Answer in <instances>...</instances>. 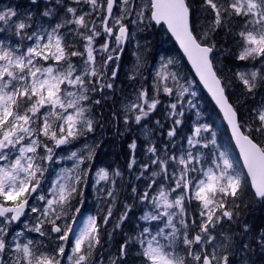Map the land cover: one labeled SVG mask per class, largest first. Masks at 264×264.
<instances>
[{
	"label": "snow or ice",
	"instance_id": "snow-or-ice-1",
	"mask_svg": "<svg viewBox=\"0 0 264 264\" xmlns=\"http://www.w3.org/2000/svg\"><path fill=\"white\" fill-rule=\"evenodd\" d=\"M29 3L0 9V264H264V221L249 218L264 207V0ZM152 22L179 42L242 164L221 150L173 59H161L148 87L111 98L133 29ZM224 44L231 69L218 67ZM105 103L107 113L96 110ZM121 122L143 136L141 157L134 138L125 169L99 168L90 182L99 142L87 139ZM137 207L147 225L105 254Z\"/></svg>",
	"mask_w": 264,
	"mask_h": 264
},
{
	"label": "rangeland",
	"instance_id": "rangeland-1",
	"mask_svg": "<svg viewBox=\"0 0 264 264\" xmlns=\"http://www.w3.org/2000/svg\"><path fill=\"white\" fill-rule=\"evenodd\" d=\"M4 7H15L19 10L28 9L32 6L30 5L29 0H0V9H3ZM133 32V38L124 46V51L123 53H121L120 60L118 61L120 67L118 70V79L116 81L115 87L116 96L111 97L112 90H109V92L106 94L109 95L112 99H115L116 97L122 95V89L125 91V93H131L133 89L140 87L141 83L144 84L145 87H148L152 83L155 72L159 69L161 59H173L176 64L175 67L172 68V70L178 71L181 76H184L189 81L193 82V88L198 94V108L201 113V117L203 118V122L212 124L215 128L217 132V142L221 145V150L228 151L234 160H237L240 164H242L235 144L234 142H232V139V144L231 146H229L222 135V125L224 124L226 126V124L224 120L222 121L220 119V116L218 115L219 111L217 113V111L214 109V103L210 98L208 99L207 95L202 90L201 85L196 81L191 67L187 63L181 51L178 49L176 43L174 42L172 36H170V34L168 33L165 26L162 24L158 26L155 22H152L146 29H133ZM0 38H2V34H0ZM227 47L228 46L224 44L220 51L217 52V56L219 57L220 61L218 67H223L224 65H226L227 69H231L234 67V65L231 60L232 58L228 56V54L224 51V48ZM133 75L137 76L138 82L134 83L132 80H129V77ZM167 102L168 101L166 100L165 103ZM109 107L110 105L108 103H105L104 108H97L96 110L99 112L107 113ZM111 107L114 111L116 108L120 107V105L116 104ZM162 112L163 110H158V112L152 117V119H162ZM197 119L198 118L195 114V111L186 113V124H190V122ZM165 127H167V124H165ZM117 128H119V131L121 133H124L122 122L119 125L115 126L106 124L103 131L98 129L96 134H92L87 139L86 142L89 144L99 142V147L96 149V158L92 162L93 171L89 175L90 182L95 179L94 173L97 169L117 168L116 165L111 166V164L115 161V152L121 149V143L127 146L129 143H131L132 139H137V157L138 159L141 157V144L144 138L138 131H135L136 126L133 125V133H124L123 135L117 134ZM82 146V143H77L74 146L73 150H75L76 148H81ZM61 154L67 155V152H62ZM72 163V161L62 162L57 166V170L63 167H71ZM122 164L125 167V160L122 161ZM101 184H103V182H101ZM94 191V188L91 186L86 191L87 213H93L88 212L89 208L96 210V201L93 195ZM122 199H124V197H122ZM128 202L130 203L131 201L129 200ZM145 210L146 209H144L143 207H137L134 209L135 218L132 221V226L147 225L148 222L139 220V217L144 214ZM249 218L254 223H261V221H264V207H262L261 205H255ZM124 228L125 224L122 225L120 229L124 230ZM109 231H111V227H109ZM116 233L117 230L115 233H113L110 244L105 247V254L112 250L117 241L122 240L123 237L118 239Z\"/></svg>",
	"mask_w": 264,
	"mask_h": 264
},
{
	"label": "trees",
	"instance_id": "trees-1",
	"mask_svg": "<svg viewBox=\"0 0 264 264\" xmlns=\"http://www.w3.org/2000/svg\"><path fill=\"white\" fill-rule=\"evenodd\" d=\"M226 45L228 46V44H226ZM220 119L222 120L221 116H220ZM185 130H187V128H185ZM222 135H223L225 141L227 142V144L229 146H231V144H232L231 143V138H230L231 136H230L228 128L224 124L222 125ZM120 147H121V149H119V150H117L115 152V157L116 158H115V161L111 164V166H115L116 165L117 168H120L123 171L125 169V167L123 166L122 161L125 160V162H127V160H128V151L129 150H128L127 146L124 145L123 143L120 144ZM125 179L127 180V174L125 176ZM134 218H135V211L133 210V213L130 214V219L125 222L124 230L117 229L116 235H117L118 239L122 238L124 234L129 233L131 231V229L133 228L132 221L134 220Z\"/></svg>",
	"mask_w": 264,
	"mask_h": 264
},
{
	"label": "water",
	"instance_id": "water-1",
	"mask_svg": "<svg viewBox=\"0 0 264 264\" xmlns=\"http://www.w3.org/2000/svg\"><path fill=\"white\" fill-rule=\"evenodd\" d=\"M157 25H160V24H157ZM166 25V24H165ZM166 27H167V25H166ZM170 32V31H169ZM170 34L172 35V33L170 32ZM173 36V35H172ZM173 38H174V40L176 41V43L178 44V47H179V49H180V51L182 52V54L185 56V58H186V60H187V62H188V64H189V66L191 67V69H192V71L194 72V74L196 75V77H197V79H198V81L200 82V84L204 87V89L206 90V92H207V94H209V96L211 97V99L214 101V99L212 98V96H211V93L207 90V88L203 85V83L199 80V76L196 74V70H195V68L192 66V63H191V61H189L188 60V58H187V55L184 53V51H183V49L180 47V44H179V42L176 40V38L173 36ZM214 104H215V101H214ZM216 105V104H215ZM216 107L218 108V106L216 105ZM218 110H219V108H218ZM220 111V110H219ZM222 114V113H221ZM226 122V121H225ZM227 124V123H226ZM230 130V129H229ZM238 148V147H237ZM238 151H239V149H238ZM241 159H242V157H241ZM242 162H243V160H242Z\"/></svg>",
	"mask_w": 264,
	"mask_h": 264
}]
</instances>
